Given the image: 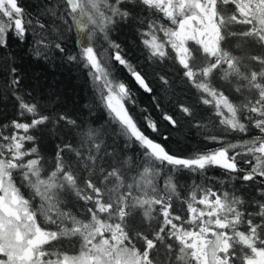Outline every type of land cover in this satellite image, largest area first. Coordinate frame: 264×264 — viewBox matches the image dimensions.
I'll list each match as a JSON object with an SVG mask.
<instances>
[{
  "label": "snow or ice",
  "instance_id": "1",
  "mask_svg": "<svg viewBox=\"0 0 264 264\" xmlns=\"http://www.w3.org/2000/svg\"><path fill=\"white\" fill-rule=\"evenodd\" d=\"M0 264H264V0H0Z\"/></svg>",
  "mask_w": 264,
  "mask_h": 264
},
{
  "label": "trees",
  "instance_id": "2",
  "mask_svg": "<svg viewBox=\"0 0 264 264\" xmlns=\"http://www.w3.org/2000/svg\"><path fill=\"white\" fill-rule=\"evenodd\" d=\"M24 2L26 4H31L32 0H24ZM116 36L120 41H124L129 44L132 43V36L127 29L117 33ZM75 38L76 34L74 30L70 37V45L72 39ZM25 60L27 61L28 58L25 57ZM28 71L30 74L40 77V83L44 85L45 93H48L51 90L48 85H52L54 88L58 86L59 91L63 93V97L69 106L75 105L87 112L85 105L91 102L90 94L88 88L84 85L83 77L80 73L75 70L69 71L67 68L57 69L55 67H49L47 65L37 63H29ZM57 81H59L58 85ZM95 118L100 120L101 114L97 112ZM195 143V140H190L189 147L195 145Z\"/></svg>",
  "mask_w": 264,
  "mask_h": 264
}]
</instances>
